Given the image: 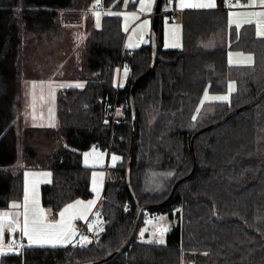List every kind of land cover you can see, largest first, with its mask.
Instances as JSON below:
<instances>
[{
	"label": "trees",
	"instance_id": "obj_1",
	"mask_svg": "<svg viewBox=\"0 0 264 264\" xmlns=\"http://www.w3.org/2000/svg\"><path fill=\"white\" fill-rule=\"evenodd\" d=\"M94 0H0V207L20 197L24 169H48L43 205L56 210L90 191V169L82 152L98 147L120 155L107 175L100 201L103 230L81 247H24L4 257L9 264H71L98 260L127 234L134 201L125 180L130 144L131 83L150 62V45L123 48L120 18L104 14L84 42L74 77L84 86L56 93V128L27 127L18 159L13 126L19 92L23 36L58 39L63 25L88 15ZM166 0H162V4ZM213 10L169 13L182 23L180 49H162L158 16L157 53L150 73L134 90L135 141L131 187L145 213L170 219L163 244L145 242L137 230L127 247L106 264H264V37L233 30L221 0ZM122 0H102L104 8ZM161 12V11H160ZM63 21V22H62ZM229 50L253 55L249 65H231ZM121 59L124 83L114 86ZM235 90L229 101L201 108L200 97ZM119 110V112L117 111ZM236 111L226 120L222 119ZM199 133V130H202ZM32 143V144H30ZM179 182L171 197L173 185Z\"/></svg>",
	"mask_w": 264,
	"mask_h": 264
},
{
	"label": "rangeland",
	"instance_id": "obj_2",
	"mask_svg": "<svg viewBox=\"0 0 264 264\" xmlns=\"http://www.w3.org/2000/svg\"><path fill=\"white\" fill-rule=\"evenodd\" d=\"M155 1L122 0L117 8L108 7L101 10L98 5L102 4V0H94L87 13L88 15L83 16L78 23L73 25L62 24L63 32L58 39L51 41L46 37L23 36L19 60L21 68L19 92L16 98L17 104L13 120V126L18 137V159L15 166L20 164L23 130L31 126L56 128L58 125L55 103L57 91L69 87L81 89L82 87H77V85L84 86L81 79L74 77V72L80 67L83 42L88 32L92 28L101 26L104 14H115L120 18L121 30L124 34L123 48L126 51L130 52L142 45H147L150 41ZM207 1L209 0H204L203 3ZM214 3L217 6L216 0H214ZM160 11L162 15L161 34L162 38L164 37L161 48L167 50L182 48V23L178 17L173 16L171 20L169 17V13H177V11L173 10L172 3L168 0L162 4ZM97 13L99 18H97ZM227 19L229 27H232L233 30L240 31L243 28L244 24H238V19L233 17L230 12ZM172 44L178 46H169ZM247 57H251V62H248ZM227 58L231 65H249L253 62V55L242 50H229ZM127 70V66L119 65L115 74V88L124 83ZM230 85H234L233 81L228 82L227 89L224 92H210L206 88L200 97L194 118H197L198 121L201 119L200 115L202 113L200 110L204 105L207 107V111H211L213 103L220 102V100L206 99V93L208 97L228 96L227 101H229L232 92ZM113 156L119 157V159L114 161ZM81 159L82 163L90 169L89 187L91 194L86 198H75L56 210L43 205L40 198L41 186L50 184L53 181L52 172L48 169L29 168L22 170L20 197L11 198L7 201L6 206L0 207V223L3 224V234L0 235V264H9L7 262L2 263V257L19 254L20 252L19 248L10 247L6 243L8 236L13 239L15 236H20L25 240L26 247L67 248L74 243L82 244L83 237H87L88 241H91L103 230L100 201L104 183L107 175H110L111 170L120 162L121 157L116 153H108L106 150L92 146L82 152ZM26 194L27 200H25ZM77 201L82 203L77 205L76 208L70 209L64 217L66 223L71 218V227L76 233L71 243L56 244L55 246L51 244H32L28 237L23 235L21 229L23 228L25 204L30 224L29 231L31 232V221L34 218L38 220L42 218L44 224L55 223L61 220L59 213L68 205L75 204ZM89 201L95 202L90 208L87 207ZM13 205H20L21 207H13ZM41 212L43 217H41ZM5 214L7 219H4ZM170 226L171 221L166 215L151 216L149 219L141 221L137 236L145 242L158 243L157 241L160 239L165 242V235ZM60 230L51 229L48 231L55 234Z\"/></svg>",
	"mask_w": 264,
	"mask_h": 264
},
{
	"label": "water",
	"instance_id": "obj_3",
	"mask_svg": "<svg viewBox=\"0 0 264 264\" xmlns=\"http://www.w3.org/2000/svg\"><path fill=\"white\" fill-rule=\"evenodd\" d=\"M161 2L162 0H156L155 1V6H154V11H153V16H152V24H151V32H150V62L147 67V69L139 75L134 81L131 83L130 89H129V96H128V103H129V108H130V144H129V149L126 155L125 159V180L126 184L128 187V190L133 198L134 201V216L132 219V223L130 225V228L121 241V243L107 256L98 259V260H92V261H85V262H76V263H71V264H106L110 261H112L118 254H120L121 251H123L131 238L134 236L137 226L140 220V217L142 215L143 210L145 209L144 206H141L132 187H131V182H130V169H131V161H132V154H133V148H134V141H135V106H134V90L137 87V85L145 79V77L150 73L152 70V67L154 65V61L156 58V53H157V30H158V16L161 15L160 8H161ZM264 95V90L258 95L255 101H258L262 96ZM238 110L232 111L228 113L222 121L226 120L228 117H230L233 113H235ZM199 130L196 133H199ZM179 182H176L169 194V197L172 196L175 187L177 186Z\"/></svg>",
	"mask_w": 264,
	"mask_h": 264
},
{
	"label": "snow or ice",
	"instance_id": "obj_4",
	"mask_svg": "<svg viewBox=\"0 0 264 264\" xmlns=\"http://www.w3.org/2000/svg\"><path fill=\"white\" fill-rule=\"evenodd\" d=\"M261 6H264V0H260ZM182 7H201V8H214L216 7L214 0H209L207 3H201V4H182ZM143 10V8H142ZM260 15H264V13H260ZM97 18H99V14L97 13ZM248 23H251V21H248ZM239 27V25H237ZM258 35L264 36V31H259ZM171 47H177L178 45L172 44L169 45ZM248 62H251V57L246 58ZM77 87H83V85H77ZM230 90L234 91V85H230ZM206 99H212V100H220V101H227L229 98L228 96H213V97H208L207 93L205 94ZM87 156V154H85ZM112 159L118 160L119 157L113 156ZM95 190V189H94ZM25 200H27V194L25 196ZM81 201H77L75 204L68 205L63 211L59 213L61 220L57 221L55 223L51 224H44L43 219H33L31 221V232L29 231L30 224H29V219H28V213H27V206L26 204L24 205V213H23V228L21 229L23 235L28 237V240L32 244H51L55 246L56 244H63V243H71L72 238L76 235L75 231L71 227V218L69 221L66 223L64 220L65 214L70 211V209H74L77 207V205L81 204ZM94 201H89L87 207H91L92 204H94ZM13 207H21L20 205H13ZM41 217H43V214L41 212ZM82 218V217H81ZM4 219H7V215L5 214ZM91 228V225L89 226ZM51 229H61L58 233L52 234L48 230ZM3 234V224L0 223V235ZM83 243L80 244L81 247H84L88 241L87 237L82 238ZM160 244H163L164 241L163 239H160L157 241Z\"/></svg>",
	"mask_w": 264,
	"mask_h": 264
},
{
	"label": "crops",
	"instance_id": "obj_5",
	"mask_svg": "<svg viewBox=\"0 0 264 264\" xmlns=\"http://www.w3.org/2000/svg\"><path fill=\"white\" fill-rule=\"evenodd\" d=\"M216 1H217V6L214 8H201V7H182L181 5L201 4L204 2V0H176L175 3L176 9L174 10L177 11V13L186 10H213L216 9L219 5V1L218 0ZM229 12L233 17L238 19L237 22L238 24H244L243 28L245 30L248 31L249 28L256 37H264L258 35L259 31H264V15H260V13H264V6H261L260 0H236V4L227 10V14ZM248 21H251V23H248ZM19 83H20V78H19ZM5 262H8V259H4V257H2V263Z\"/></svg>",
	"mask_w": 264,
	"mask_h": 264
},
{
	"label": "built area",
	"instance_id": "obj_6",
	"mask_svg": "<svg viewBox=\"0 0 264 264\" xmlns=\"http://www.w3.org/2000/svg\"><path fill=\"white\" fill-rule=\"evenodd\" d=\"M172 3L173 6V10L176 9L175 3L176 0H168ZM221 4H222V8L228 10L229 8H231L232 6H234L236 4V0H221ZM98 8H100L101 10H104L103 5H98ZM120 66H128V62L126 59H121L120 61ZM161 213L160 212H155L153 214L150 213H145L143 215V220H147L149 219L151 216H159ZM6 243L10 246V247H16L19 248L20 251H22L25 247V240L22 239L20 236H15V238H11V236L7 237ZM77 243L72 244V247H76Z\"/></svg>",
	"mask_w": 264,
	"mask_h": 264
},
{
	"label": "bare ground",
	"instance_id": "obj_7",
	"mask_svg": "<svg viewBox=\"0 0 264 264\" xmlns=\"http://www.w3.org/2000/svg\"><path fill=\"white\" fill-rule=\"evenodd\" d=\"M118 111V110H117Z\"/></svg>",
	"mask_w": 264,
	"mask_h": 264
}]
</instances>
